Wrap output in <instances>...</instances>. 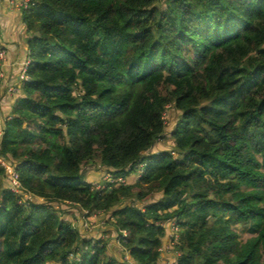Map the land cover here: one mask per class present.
<instances>
[{
  "label": "trees",
  "instance_id": "trees-1",
  "mask_svg": "<svg viewBox=\"0 0 264 264\" xmlns=\"http://www.w3.org/2000/svg\"><path fill=\"white\" fill-rule=\"evenodd\" d=\"M22 12L29 79L2 121L18 185L0 165V264H163L168 223L164 264H264V0H33ZM167 136L173 148L154 150ZM96 166L114 181H85ZM94 214L107 239L82 233L79 215Z\"/></svg>",
  "mask_w": 264,
  "mask_h": 264
},
{
  "label": "crops",
  "instance_id": "crops-1",
  "mask_svg": "<svg viewBox=\"0 0 264 264\" xmlns=\"http://www.w3.org/2000/svg\"><path fill=\"white\" fill-rule=\"evenodd\" d=\"M28 37L29 34L23 21V12L11 8L5 0H0V42L7 51V57L3 65L4 77L0 80V119L2 121L10 115L16 97L20 91L21 69L23 64L28 61ZM14 88L17 89V91L13 93L12 89ZM98 167L100 168L103 166ZM108 173L107 169L103 167L99 173L96 172V174L93 175V177L97 179L90 181V183L95 186L102 185ZM135 180L136 175H132L126 181L134 182ZM104 217V214H94L90 217L82 215L78 221L82 233L87 234L89 238H96L97 236L96 239H107L108 235L105 234V231L110 230V227L107 225L106 218ZM98 227L103 228V230H100L102 232L101 234L98 231ZM170 227L171 225L168 226V228ZM169 233L170 231H168V234ZM169 240L170 236L165 240L166 244L162 253L163 264L175 260V254H173L171 250L173 247L167 242ZM112 244L113 241L111 245ZM115 245L118 248V244Z\"/></svg>",
  "mask_w": 264,
  "mask_h": 264
},
{
  "label": "rangeland",
  "instance_id": "rangeland-1",
  "mask_svg": "<svg viewBox=\"0 0 264 264\" xmlns=\"http://www.w3.org/2000/svg\"><path fill=\"white\" fill-rule=\"evenodd\" d=\"M177 118H178V112H176L174 109H173V107H171L168 111H167V114H166V124H167V133H169L172 129H173V127L175 126V123H176V120H177ZM173 145H174V140L173 139H171V137L170 136H167L166 137V139H164V140H161L160 142H159V144H157L156 145V147L154 148V150H156V151H158V150H161V149H172L173 148ZM102 168L103 167H98V166H96V167H92V168H86V169H83L82 171H81V173H80V175L82 176V178L85 180V181H87V182H89L90 183V181H92V180H94V179H97L96 177L94 178L93 177V175H95L96 174V172H100L101 170H102ZM109 176V174L108 175H106L105 176V180H106V178ZM103 177V176H102ZM98 186H100V187H105V183L103 182L102 183V185H98ZM159 196H161V195H159ZM158 198V197H157ZM64 209L66 210V216H68V214H70L71 212H73V211H75L76 209H74V207H64ZM75 213V212H74ZM82 217V215H79V218H81ZM104 218H106V217H104ZM169 224V223H168ZM167 224V225H168ZM94 225V224H93ZM170 225V224H169ZM168 225V226H169ZM167 226V227H168ZM98 231H99V233L101 234L102 232L100 231V230H103V228H101V227H98ZM237 230H238V232H239V234H240V238H241V240L243 241V242H245V241H247L250 237H251V234L248 232V230H247V228H245V227H243V226H238V228H237ZM97 233V232H96ZM174 233H173V231L172 230H170V233L168 234V237L169 236H171V235H173ZM96 238H97V236H96ZM95 238V239H96ZM115 242V243H114ZM114 242H113V244L110 246V249L111 250H113V251H115V250H119V248H120V245L118 244V242H116L115 240H114ZM167 242H169V244L171 245V246H173L174 244H173V242H171V240H169V241H167ZM115 244H118V248H117V246L115 245ZM174 247V246H173ZM172 250V249H171ZM173 251V250H172ZM117 252V251H116ZM173 254H174V251H173ZM166 260V259H165Z\"/></svg>",
  "mask_w": 264,
  "mask_h": 264
},
{
  "label": "built area",
  "instance_id": "built-area-1",
  "mask_svg": "<svg viewBox=\"0 0 264 264\" xmlns=\"http://www.w3.org/2000/svg\"><path fill=\"white\" fill-rule=\"evenodd\" d=\"M9 6L13 9H16V10H19V11H25L27 9H29L32 5H33V0H5ZM6 57H7V51H6V48L4 47V45L0 42V80L4 77V73H3V65H4V62L6 60ZM29 60L26 61L23 66H22V69H21V73H20V80L21 81H27L29 79L28 77V67H29ZM17 89H12V92H16ZM171 106H167V110L170 109ZM166 114H167V111L164 112L163 114V119L164 121H166ZM2 120L0 119V138L3 134V127H2ZM0 165H3V167L6 168L9 176H10V179L12 180L13 184L15 185H18V174L15 170H13L12 168L8 167L7 164L0 158ZM114 179L112 178L111 175H109L105 182H113ZM97 188H102L100 186H97ZM171 225V228L170 230L173 231V233H175L178 228L170 223ZM125 234V232H124ZM126 260H128V257L126 256L125 257Z\"/></svg>",
  "mask_w": 264,
  "mask_h": 264
}]
</instances>
